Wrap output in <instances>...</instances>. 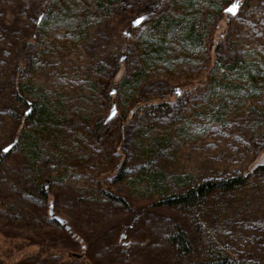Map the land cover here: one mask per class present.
Here are the masks:
<instances>
[{"label": "rangeland", "instance_id": "obj_1", "mask_svg": "<svg viewBox=\"0 0 264 264\" xmlns=\"http://www.w3.org/2000/svg\"><path fill=\"white\" fill-rule=\"evenodd\" d=\"M234 1L106 0L98 12L99 0H0V145L19 138V152L6 163L54 155V178L110 184L118 163L136 155L135 120L127 115L134 100L151 92L167 96L176 120L156 127L154 137L177 144L154 168L198 182L249 174L232 190L212 193L198 216L210 246L264 264V173L254 171L264 160V0H238L233 15L225 8ZM65 9L74 20L61 19ZM141 15L146 18L134 26ZM159 18L172 30L152 35ZM194 19L206 22L213 46L186 42L182 31ZM224 36L241 54L237 71L219 67L216 44ZM137 64L139 78L121 84ZM18 94L30 104H20ZM34 101L48 105L51 120L23 129L22 114H30ZM152 138L140 140L145 145ZM110 185L142 203L153 190L145 182ZM26 243L5 241L0 229V255L14 253L16 260L39 251ZM50 252L76 256L61 247Z\"/></svg>", "mask_w": 264, "mask_h": 264}, {"label": "trees", "instance_id": "obj_2", "mask_svg": "<svg viewBox=\"0 0 264 264\" xmlns=\"http://www.w3.org/2000/svg\"><path fill=\"white\" fill-rule=\"evenodd\" d=\"M98 4V12L108 6L106 0H99ZM223 12L221 8L217 14ZM63 14L64 21L75 18L72 10L65 9ZM170 29L169 20L156 19L152 35L160 30L169 33ZM182 34L189 45L201 47L208 41L213 46V38L206 37V22L198 25L194 19ZM216 48L219 67L229 71L243 67L241 54L231 49L228 36L221 38ZM119 70V66L114 67V75ZM141 71L142 66L134 65L121 75L119 82L138 79ZM151 95L154 96L136 98L127 113L135 120L136 155L125 156L114 174L108 176L110 184L145 182L153 189L141 198L147 202L116 191L101 180L86 187L54 178L58 163L54 155L33 153V161L22 155L21 162L6 163L10 153L19 152V138L9 144L8 152L0 145V229L5 241L22 239L27 245L39 246L38 252L16 260L11 258L14 253L0 255V264H260L210 246L198 216L199 206L212 193L232 190L245 183L249 174L198 182L193 175L173 176L154 168L156 161L177 144L174 139L154 137L155 129L162 124L171 125L176 115L167 96L156 92ZM17 101L30 104L19 94ZM32 104L30 114H22L23 129L45 127L51 120L45 102ZM15 111V115L19 114V109ZM99 123L97 127L101 128L102 122ZM145 137L153 138L144 145L140 139ZM254 171L264 173V160ZM55 215L65 218L66 224H61ZM58 247L76 256L65 260L61 254L50 252Z\"/></svg>", "mask_w": 264, "mask_h": 264}, {"label": "water", "instance_id": "obj_3", "mask_svg": "<svg viewBox=\"0 0 264 264\" xmlns=\"http://www.w3.org/2000/svg\"><path fill=\"white\" fill-rule=\"evenodd\" d=\"M235 4H238V5H239V7L235 10V13L229 12L227 9L231 8V7H232L233 5H235ZM239 8H240V2H239L238 0H235L233 3H231L228 7L225 8V11H226V12H229V13H231V14L234 15V14H236V13L238 12ZM141 18H144V19H145L146 16H145V15H141V16L135 18V19L132 21V24H133L134 26L138 25V24L136 23V21H137L138 19H141ZM144 19H142L141 22L144 21ZM141 22H140V23H141ZM115 111H116L115 104H113L112 112L110 113L109 118L112 117V116H114ZM9 147H10V145H9V146H6L5 148H9ZM50 213H53L52 209H50ZM55 218H56L61 224H66V219H65V218H63V217H61V216H59V215H55Z\"/></svg>", "mask_w": 264, "mask_h": 264}, {"label": "snow or ice", "instance_id": "obj_4", "mask_svg": "<svg viewBox=\"0 0 264 264\" xmlns=\"http://www.w3.org/2000/svg\"><path fill=\"white\" fill-rule=\"evenodd\" d=\"M239 7L238 4H235L233 5L231 8L227 9L229 12H232V13H235V10ZM144 19V18H141V19H138L136 21L137 24H139L141 22V20ZM10 149L9 148H4L3 151L4 152H8Z\"/></svg>", "mask_w": 264, "mask_h": 264}]
</instances>
